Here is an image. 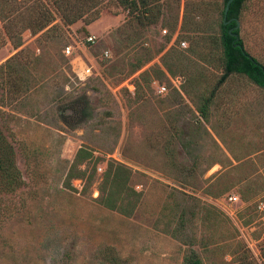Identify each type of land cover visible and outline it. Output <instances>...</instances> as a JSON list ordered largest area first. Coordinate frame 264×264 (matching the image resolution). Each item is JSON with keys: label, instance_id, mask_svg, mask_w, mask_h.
Listing matches in <instances>:
<instances>
[{"label": "rangeland", "instance_id": "1", "mask_svg": "<svg viewBox=\"0 0 264 264\" xmlns=\"http://www.w3.org/2000/svg\"><path fill=\"white\" fill-rule=\"evenodd\" d=\"M35 1L0 0V14L17 17ZM161 1L164 21L177 15L180 22L184 5L195 0ZM202 1L204 13L206 2H215ZM215 7L209 12L218 20ZM99 10L93 22L78 20L58 35L24 29L19 46L0 16V64L22 49L23 68L11 63L27 79L14 95L0 77V127L24 180L16 191L0 192V264H100L108 247L124 264H182L186 245L172 234L181 205L196 212L184 236L203 264H264V223L253 206L264 198V91L236 77L206 120L200 94L220 71L188 53V40L174 44L179 24L167 39V25L129 23L112 0ZM241 27L247 50L264 62V0L251 1ZM88 35L93 43H84ZM69 44L73 52L65 54ZM172 45L182 52L176 74L160 59ZM148 69L150 82L140 77ZM78 96L89 113L68 126L61 115ZM173 127L183 133L176 164L165 152ZM194 156L198 164L184 187L180 165L192 166ZM111 162L129 169L125 192L134 207L126 212L102 201ZM232 194L238 200L231 203Z\"/></svg>", "mask_w": 264, "mask_h": 264}, {"label": "trees", "instance_id": "2", "mask_svg": "<svg viewBox=\"0 0 264 264\" xmlns=\"http://www.w3.org/2000/svg\"><path fill=\"white\" fill-rule=\"evenodd\" d=\"M102 1L105 0H36L35 5L32 7L27 5L28 10L25 11V14L21 13L15 17L11 16L9 11V13L0 14V16L6 19L4 28L7 37L11 41L13 40L15 46H19L18 34L24 29H29L32 34L39 33V37L42 38L54 34L58 35L62 33L64 27H68L78 20H81L83 24L93 22L100 15L99 6ZM112 1L127 12V21L129 23L133 21L138 27L145 28L159 22L167 25L169 27L167 39L170 38L179 24L178 36L174 44H179L180 40H188L189 45L186 49L188 53L220 71L216 84L209 89H203L200 94L198 109L204 119H208L210 106L219 98L222 87L236 77L243 78L264 91V62L247 50L241 35V24L252 0H232L225 18H223V14L227 0H215L214 3L206 2V9H208V11H205L206 13L202 8L205 2L195 0L190 5L187 3L184 5L180 22L177 15L171 21H164L161 0ZM212 4H214V7L216 6L215 8L219 12L218 20L211 18L209 11L212 10ZM57 18L59 22H55ZM82 30L85 32L84 27H82ZM213 30L217 31L216 34ZM173 45L161 55L160 59L161 65L168 73L176 74L175 70L180 66L182 52L175 49ZM21 52L22 49L0 64L2 84L8 85V91L14 95L19 94L22 85L27 86L26 77L22 76L17 67L11 63L12 60H16L17 65L23 68L26 62L24 63L21 58H18V54H21ZM147 59H150V57ZM141 65L142 62H137L134 70L139 69ZM157 68L159 73L164 75V71L159 67ZM150 76L149 69L140 73V77L147 79L149 82L152 80ZM68 108L70 113L61 115V120L66 125L72 126L80 121L81 115L83 117V115L89 113L90 105L85 96H78L71 100ZM182 134L180 128L173 127L167 139L165 152L168 159L175 162L174 164H176L175 145L178 141L181 142ZM197 164L198 158L196 156L193 157V163L190 167L181 163V174H184L182 185L184 187L189 183L187 179L190 176V169L195 168ZM128 172L129 169L125 165L111 162L108 163L104 176L108 193L102 201L108 207L118 209L120 212H126L134 207L133 202L128 199V194L125 192V190L127 191V185L124 175H127L125 173ZM23 184L24 180L16 164L14 148L0 127V192H14ZM180 210L178 227H181V231L177 227L173 229L172 234L186 245L182 256V264H203L201 256L191 243L193 242L192 237H189L188 240L187 236H184V231L186 227L191 225L196 212L191 205H181ZM262 256L264 260V253ZM101 258L100 264H124V260L115 254L113 248L108 247V249H105ZM246 262L255 264V262L248 261V259Z\"/></svg>", "mask_w": 264, "mask_h": 264}, {"label": "built area", "instance_id": "3", "mask_svg": "<svg viewBox=\"0 0 264 264\" xmlns=\"http://www.w3.org/2000/svg\"><path fill=\"white\" fill-rule=\"evenodd\" d=\"M163 32L164 33H167V30L166 29H163ZM94 39H95V36L94 35H88L87 37H85V40H84V43H87V42H90V43H93L94 42ZM179 44L181 47H186L187 46V43L185 40H180L179 41ZM64 52L65 54H70L71 52H73V46L72 45H67L64 49ZM106 56H108V51H105L104 52ZM91 67H88V70H90ZM154 83H156L154 81ZM126 86L129 88L130 91H134V85L132 83H126ZM157 86V90L158 92H164L166 90V86L163 85V84H156ZM228 200L229 202H235L238 200V197L235 195V194H232V195H229L228 196ZM253 206L255 208V211L260 215L261 217V220L263 221L264 223V198H258L256 200H254L253 202Z\"/></svg>", "mask_w": 264, "mask_h": 264}, {"label": "water", "instance_id": "4", "mask_svg": "<svg viewBox=\"0 0 264 264\" xmlns=\"http://www.w3.org/2000/svg\"><path fill=\"white\" fill-rule=\"evenodd\" d=\"M231 1H232V0H227V2H226V4H225V9H224L223 18L226 17L227 10H228V8H229V4H230ZM224 23H226V22H224ZM231 34H232V35H236L235 33H231Z\"/></svg>", "mask_w": 264, "mask_h": 264}]
</instances>
